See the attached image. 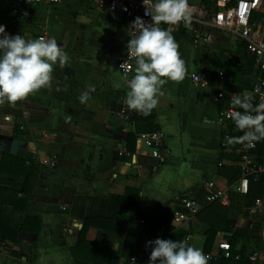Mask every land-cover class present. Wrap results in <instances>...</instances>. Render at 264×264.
Returning a JSON list of instances; mask_svg holds the SVG:
<instances>
[{"label":"crops","instance_id":"1","mask_svg":"<svg viewBox=\"0 0 264 264\" xmlns=\"http://www.w3.org/2000/svg\"><path fill=\"white\" fill-rule=\"evenodd\" d=\"M189 5L191 23L172 32L185 76L215 80L220 70L224 81L205 90L186 77L169 81L150 114L126 122L118 113L135 73L122 75L116 63L127 51L129 19L109 11L104 0L28 5L18 17L0 0V24L8 34L35 40L45 33L68 56L63 67L54 66L49 87L14 105L0 104V264H120L130 258L149 264L152 248L146 250V242L187 236L192 247L213 257L207 264H249L248 255L264 249V212L249 211L252 198L264 195V177L252 185L250 198L236 192L238 146L232 140L221 148L218 124L222 111L243 112L232 107L233 94L251 95L256 105L252 90L261 74L244 40L213 27L212 14L198 15L214 4ZM191 27L212 41L194 45ZM250 29L264 36V0L251 15ZM89 88L90 99L80 103ZM152 130L163 132L168 150L167 161L156 168L138 141ZM225 130L240 135L233 120ZM256 143L264 156V140ZM208 181L228 190L227 204L203 203ZM192 194L198 213L175 226L180 199ZM224 242L241 259L221 258L218 246Z\"/></svg>","mask_w":264,"mask_h":264},{"label":"clouds","instance_id":"2","mask_svg":"<svg viewBox=\"0 0 264 264\" xmlns=\"http://www.w3.org/2000/svg\"><path fill=\"white\" fill-rule=\"evenodd\" d=\"M145 15L151 17L146 23L136 17L130 25L133 32L127 42V57L135 60L133 77L128 80L129 91L126 104L130 110L148 115L158 103L157 94L169 81H180L185 75L184 61L178 52L179 45L171 29L160 25L191 23L189 0H142ZM68 61L66 52L54 38L25 39L23 35H10L6 26L0 24V104L7 101L14 105L29 94L49 87L54 66L61 67ZM84 91L80 103L90 99ZM251 95L233 94V108L243 109L231 113L238 130L243 135L236 138L245 148L264 140V102L253 105ZM254 113V114H253ZM232 143V138H228ZM152 246L149 264H207V257L187 241L157 238L148 241Z\"/></svg>","mask_w":264,"mask_h":264},{"label":"built area","instance_id":"3","mask_svg":"<svg viewBox=\"0 0 264 264\" xmlns=\"http://www.w3.org/2000/svg\"><path fill=\"white\" fill-rule=\"evenodd\" d=\"M64 0H6V6L11 11L13 17H18L24 14L28 5L43 4L46 6L54 7L61 4ZM106 8L111 12H117L122 14L125 18L129 19L131 23L136 17H141L146 23H151V17L145 15V6L142 0H104ZM205 2H211L214 4V10H208L206 7H201L197 13L200 17H209L212 14L211 24L213 27L221 30H226L230 33L238 35L246 43L248 53L255 59V64L259 70L261 77L255 84L252 90L255 104L264 102V36H261L257 32L250 29V19L253 12L258 11L261 7L262 0H203ZM209 11H212L209 12ZM192 16V8L190 7ZM162 23L160 26L162 27ZM171 29V32L177 33L183 28H186L183 22L175 25H167ZM191 37L194 45L203 41L209 43L212 41V35L206 33L202 34L199 29L191 27ZM133 32L130 30V38ZM39 38H48L45 33L40 35ZM38 38V39H39ZM117 69L119 72L126 76L131 74L135 68V60L131 57H127V51L122 53L117 59ZM192 85L205 90L212 89L214 86H219L224 81V74L222 71H216V79H210L199 74L184 75ZM223 94L218 93L217 98H222ZM235 110H225L220 112L218 116V124L223 130L221 136V148H224L228 143V138L235 140L238 146L239 163H240V178L236 185V192L247 198L251 197V187L257 182L259 177H264V156L260 157L257 153V143L253 147L245 148L242 144L237 142L238 137L243 135L240 131V135L232 137L229 132L225 130L228 122L231 121V113ZM139 112L136 110H130L126 103L121 105L119 116L124 121H130V119ZM138 141L148 151L151 150L149 157L156 159L160 164L167 161L168 150L165 144V136L160 130H152L149 132L140 133ZM202 190L204 194L201 196L204 204L221 203L227 204L229 201L228 190L216 184L213 181H208L203 184ZM179 205L182 211H176L172 217V223L177 226L182 224L189 217L198 213L200 205L195 194L185 195L179 201ZM250 213H263L264 212V195L256 196L252 198V205L249 208ZM191 236H187L183 241H187L189 246L191 245ZM154 241V240H151ZM146 250L152 248L147 246V242L144 245ZM218 249L220 251L221 258L225 260L238 261L241 259V255L232 254L231 246L229 243L224 242L219 244ZM204 254V253H203ZM207 257V262H210L213 257L209 254H204ZM249 264H264V249H255L247 257ZM136 258H130L126 262L120 264H136Z\"/></svg>","mask_w":264,"mask_h":264},{"label":"water","instance_id":"4","mask_svg":"<svg viewBox=\"0 0 264 264\" xmlns=\"http://www.w3.org/2000/svg\"><path fill=\"white\" fill-rule=\"evenodd\" d=\"M17 147H18V143L17 142H14L11 146V149H10V154L11 155H15L16 154V150H17ZM151 153V150L148 152V154ZM150 164L152 165V167H157L159 165V161L156 160V159H152L150 158Z\"/></svg>","mask_w":264,"mask_h":264}]
</instances>
